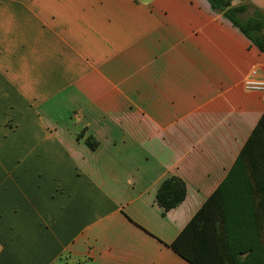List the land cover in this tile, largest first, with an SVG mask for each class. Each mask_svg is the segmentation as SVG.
I'll list each match as a JSON object with an SVG mask.
<instances>
[{"label":"crops","instance_id":"crops-1","mask_svg":"<svg viewBox=\"0 0 264 264\" xmlns=\"http://www.w3.org/2000/svg\"><path fill=\"white\" fill-rule=\"evenodd\" d=\"M254 71L207 0H0V264H192L171 244L264 114Z\"/></svg>","mask_w":264,"mask_h":264},{"label":"trees","instance_id":"trees-1","mask_svg":"<svg viewBox=\"0 0 264 264\" xmlns=\"http://www.w3.org/2000/svg\"><path fill=\"white\" fill-rule=\"evenodd\" d=\"M207 1L264 53V10L249 0L237 6L231 0ZM87 144L97 147L91 139ZM235 186L251 188H231ZM186 193L184 181L170 177L158 189L157 204L165 213L179 206ZM242 198L258 203H228ZM171 247L192 264H264V114L222 184Z\"/></svg>","mask_w":264,"mask_h":264},{"label":"built area","instance_id":"built-area-1","mask_svg":"<svg viewBox=\"0 0 264 264\" xmlns=\"http://www.w3.org/2000/svg\"><path fill=\"white\" fill-rule=\"evenodd\" d=\"M255 75H256V72L254 71L252 72L253 77L245 79L244 88L248 91L264 93V82L256 79L254 77Z\"/></svg>","mask_w":264,"mask_h":264}]
</instances>
